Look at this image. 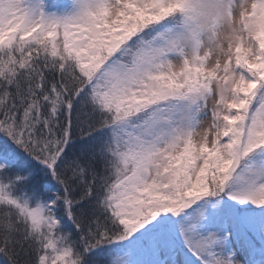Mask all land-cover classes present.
<instances>
[{
    "label": "snow or ice",
    "instance_id": "snow-or-ice-1",
    "mask_svg": "<svg viewBox=\"0 0 264 264\" xmlns=\"http://www.w3.org/2000/svg\"><path fill=\"white\" fill-rule=\"evenodd\" d=\"M0 264H264V0H0Z\"/></svg>",
    "mask_w": 264,
    "mask_h": 264
}]
</instances>
